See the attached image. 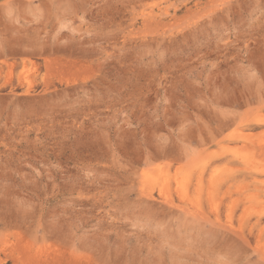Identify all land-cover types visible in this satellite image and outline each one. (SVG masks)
<instances>
[{
  "label": "rangeland",
  "instance_id": "374dc122",
  "mask_svg": "<svg viewBox=\"0 0 264 264\" xmlns=\"http://www.w3.org/2000/svg\"><path fill=\"white\" fill-rule=\"evenodd\" d=\"M0 264H264V0H0Z\"/></svg>",
  "mask_w": 264,
  "mask_h": 264
}]
</instances>
